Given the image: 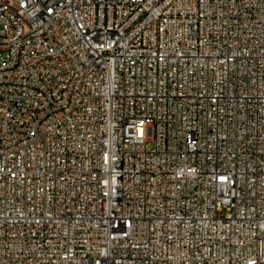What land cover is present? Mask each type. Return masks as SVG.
Listing matches in <instances>:
<instances>
[{
  "label": "built area",
  "instance_id": "2783aa9c",
  "mask_svg": "<svg viewBox=\"0 0 264 264\" xmlns=\"http://www.w3.org/2000/svg\"><path fill=\"white\" fill-rule=\"evenodd\" d=\"M0 264H264V0H0Z\"/></svg>",
  "mask_w": 264,
  "mask_h": 264
}]
</instances>
